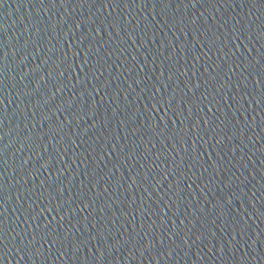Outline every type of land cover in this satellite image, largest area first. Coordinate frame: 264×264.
<instances>
[{
	"label": "water",
	"instance_id": "95a60500",
	"mask_svg": "<svg viewBox=\"0 0 264 264\" xmlns=\"http://www.w3.org/2000/svg\"><path fill=\"white\" fill-rule=\"evenodd\" d=\"M128 2V8L113 11L99 0L91 7L76 0L63 5L61 0H0V51L7 56L6 87L0 93L6 117L0 118V149L7 160L6 165L0 160L7 198L0 208V264H264V102L256 103L257 81L264 88V79L259 64L246 67L261 58L264 37L251 31L234 39L232 32L234 26L264 22V8H250L247 0H195V7L188 0H170V7H154L153 0ZM173 21L175 27H169ZM89 41L93 52L98 48L104 55L92 83L108 81L91 98L73 95L80 89L77 77L82 85L87 71L78 59L85 57ZM82 46L80 56L71 58ZM63 52H69L72 67L62 78L67 86L56 91L53 61L66 64L58 59ZM213 62L224 71L233 69L215 92L217 103L189 105L191 115L181 104L187 134L173 129L153 103L166 93H174V101L191 98L186 80L199 82L193 89L197 97L205 88L214 91L219 85L206 82L203 71L211 73ZM93 99L97 111L88 113ZM49 121L63 125L50 130ZM92 171L95 187L89 183ZM179 172L184 176L177 180ZM170 183L183 191L173 196ZM49 184L50 191L62 185L58 196L72 199L61 201L65 246L47 251L50 245L35 235V225L56 213L45 211L34 222L24 215L29 205L38 210L48 202L39 193ZM80 191L89 208L75 199ZM169 197L175 201L171 209L163 203ZM218 197L224 200L219 208ZM236 221L246 224L244 233L235 230Z\"/></svg>",
	"mask_w": 264,
	"mask_h": 264
},
{
	"label": "snow or ice",
	"instance_id": "6c2138e0",
	"mask_svg": "<svg viewBox=\"0 0 264 264\" xmlns=\"http://www.w3.org/2000/svg\"><path fill=\"white\" fill-rule=\"evenodd\" d=\"M51 3H55V0H50ZM99 2L101 3V7H107V8H111L113 11L117 8H120L121 5H124L125 7H129L130 4L128 2V0H99ZM189 3L192 4L193 7H195V0H188ZM61 3L63 5L64 0H61ZM97 3V0H76V4H79L80 6L84 5V4H88V6H95ZM133 3H135V0H133ZM141 3H143V0H141ZM167 3V5L170 7V0H153V5L154 7L159 5V4H165ZM247 4L251 5L252 7L250 8H264V0H247ZM257 5L259 7H257ZM144 6H147V4H145ZM187 6V5H186ZM243 6V4L241 5ZM177 7H179V4L177 5ZM113 23V27H115L116 23H118L117 20H115V18L112 21ZM165 23H167V21H165ZM81 25V21H77L76 22V27L79 28ZM169 27H175V22L173 21V23L169 24ZM97 33H99V29L96 30ZM181 31H183V29H181ZM251 31H257V34L261 37H264V22L260 23V24H244L242 26H234L232 28V32L234 34V39L236 37L239 36H247V34ZM85 35H87V33H85ZM215 39H218V37H216ZM169 43H171V41H169ZM79 44H83V37H81L80 43ZM93 42L89 41L87 43L88 47H87V51L85 52V57L81 60L78 59L79 62L83 65V66H87V71H84V67L81 69L82 71H84V79H83V84L81 85V80L80 77H77L76 79V84H80V89L78 92H74L73 95H80L83 96L85 93L91 98L93 91H99L101 88H104V86L108 83V81L105 79L103 82H97V83H92L93 79H96L95 73L98 71L97 69V65H99L101 68H103V64L101 63L104 60V55L99 53V49L96 48L95 52H93ZM214 44V39L213 40H209L208 41V45L212 46ZM71 47V45H69V48ZM262 47H264V45H262ZM100 48H103V41L100 42ZM81 50H83V46L79 48L78 51L74 52L71 54V58L72 57H79L80 56V52ZM237 50H239V46L237 45ZM181 51H184L183 48H181ZM229 51H231V49H229ZM92 53V56H95V62L93 63L91 61V58L89 56V53ZM171 55V54H169ZM222 55H225V53H222ZM260 59L258 61H256V63H252L251 61L246 63V67L252 66L254 67L255 64H259L260 65V71H259V76L261 79H264V53H260ZM49 59H51V57H49ZM58 59L60 61H67L66 64L63 63H56V61H53V64L55 65V70H56V80L54 82V87H56V91H60V89L62 87L67 86L65 83V79H62L64 77V72L66 69L71 68L72 67V62L69 63V52H63ZM195 59H199V57H195ZM77 60V61H78ZM6 61H7V56L6 54H4L2 51H0V93L3 92L4 88L6 87V83H5V73H4V69L6 68ZM76 61V62H77ZM39 67V66H38ZM195 67V66H193ZM237 67H239V65H237ZM172 68H175L176 71H179V67H176L175 64L172 65ZM172 68L168 69V73H169V78L172 75ZM164 69L162 68V71ZM232 66L228 67L227 71H224V69L221 67L220 64H216V62H213V67H212V71L211 73H209L208 68H204V73L207 74L206 77V82L207 81H215V83L217 85H219V87H216L214 89V91L210 92L209 89L205 88V90L203 92H199V96L197 97V93L193 92L194 88H198L199 82L197 81L195 84L189 82V81H184V88L187 89L188 92H192V96L191 98H184L181 97L180 100H173V96L174 93H166L164 95H162L160 97V99L156 102L153 103L152 107L153 109H156L157 104L160 105V108L163 109L164 111V116L168 117L171 120L172 123V127L173 129H177L179 128V131L181 132H185V134H187L186 130L187 129V125L184 123V119H182L181 117L183 116V111L181 108V104H183V107L188 108L189 105H200V104H204L205 102L208 104H212L215 105L217 103L215 97V92H218L220 90L221 87L224 86L225 83H227V81H225L224 77L227 73L232 72ZM89 73H93L92 76L89 75ZM52 71H49L48 75L49 77L52 76ZM102 75V73H100ZM195 74V73H194ZM257 75V73H253V75ZM41 80L44 79L43 76L40 77ZM143 79V78H141ZM149 79H151V77H149ZM229 79H231V77H229ZM157 80H159V76H157ZM243 78L240 80V83H243ZM67 84H72V81L69 80L67 82ZM89 84H91V87H89ZM257 85H259V99H256V103L257 105H260L262 102H264V88H261L260 82L257 81ZM74 86V85H73ZM238 90V88H237ZM179 91H183V89H180ZM107 95V92L105 93ZM54 95V93L52 94ZM245 95H248V93H245ZM255 98V97H254ZM68 103H71V101H68ZM0 104H3V99L0 98ZM95 104V100H92V103L90 105H88L87 107V111L88 113L91 111L92 113L97 111V108L94 107L93 105ZM52 111H54L55 109H51ZM209 111H211V109H209ZM169 113H171V116H169ZM188 114L191 115V109L188 108ZM0 118H6L4 116V112L2 110H0ZM45 119H48V117H44ZM163 119L164 117H161V123H163ZM211 119V117H207L206 119H204L203 123L204 125H208L209 124V120ZM217 120H219V117H216ZM177 121H179V124H177ZM0 122H2V120H0ZM97 121L93 120V125H95ZM121 123H123V121H121ZM156 124L155 123H151V122H147L146 126L151 128L154 127ZM49 129L50 130H54L56 128H60L63 125V121L61 122H53V121H49ZM139 125H136L135 128L132 129L133 133H136L137 130L139 129ZM193 127L195 128L196 125H193ZM215 127H219V125H215ZM215 129H213L214 131ZM195 135V133H194ZM29 137L26 136L25 139H28ZM49 139H51V137H49ZM250 139V138H249ZM184 141L181 140V144H183ZM218 143V142H217ZM195 146V140H193V148ZM6 147V146H5ZM135 147V145H134ZM0 160L3 161V165L7 164V160L3 159V150L0 149ZM51 160V157H49L47 160L44 161V163H42V167L44 164H48L49 161ZM85 160H87V157H85ZM85 160H82L81 163L83 164L85 162ZM117 163H119V161H117ZM0 165V166H3ZM113 167H116V164H113ZM173 167H175V164H173ZM169 172L173 171V168H169L168 169ZM89 170L88 172L85 173V178L88 179L89 177ZM3 173H0V176H2ZM184 176L183 172H179V174L177 175V180H179L181 177ZM93 178H95V183H93ZM133 179V183H135V176L133 175L132 177ZM231 179V178H229ZM83 183V181L81 182ZM89 183L92 184L93 187H95L96 185V176H95V171H92V178L89 179ZM41 185L45 184V181L42 180L40 181ZM188 187L190 188L191 185H188ZM53 186L52 184H49L47 187L44 188L43 191H41L39 193V199L41 201L43 200H47L48 202L46 204L43 205V207H38L37 209H32V206L29 205L28 209L25 210V215H24V219L25 221L31 220V221H36L37 217L44 213L45 211L47 212H55L56 215H54L52 217V220H43L40 223L35 225V229H36V233L35 235H39L40 239L44 242V243H49V249L47 251H50L51 248L55 247L57 244H60L61 247H64V242L67 239V236L64 234L67 230L65 229V226L63 223H61V221L64 220V216L61 215V213L65 212V209L62 207V203L61 201H63L64 203H67L68 199H72L71 195H69L68 199H65V197L63 196H58L59 193H62L64 191L63 186L62 185H55L54 189L52 191H50L49 189H52ZM169 189L172 190V195L175 196L178 193L183 191V188H181L179 183H170L169 184ZM47 192V195H45V193ZM5 193V185L3 183H0V208H4V205L7 201V198L4 195ZM76 200H82L83 204H84V208H89L90 204L88 203V199L85 196V193L83 191L77 192L76 196H75ZM171 197H169V199L164 200L163 203L165 206L169 207L171 209L172 205L175 204L174 200H171ZM92 203H95V201H92ZM224 203V200L220 199L219 197L217 198V200L214 202L215 206H217L218 208L220 206H222ZM80 205L76 204L75 208H79ZM75 208H73L72 210L75 211ZM101 212L104 211V208L100 209ZM261 215H264V213H260ZM57 216H59V220H57ZM56 220V224L53 225V221ZM77 223H79V221H76ZM181 224H183V220H181ZM4 220L0 219V233H2L4 231ZM30 227H32V225H29ZM235 230L239 231L241 233H244L246 230V224L245 223H241L240 221H236L235 224ZM35 235L33 236V240H35ZM201 236L197 235L196 239H200ZM0 241H2V236H0ZM31 243V241L29 242ZM77 247L76 243L73 242L72 243V248L75 249ZM67 250V249H65ZM56 251L60 252L61 256L65 255L64 251H60V248H57ZM38 255L43 256L44 252L41 251V248H37L36 250ZM161 255H163V253H161ZM170 255V253H169Z\"/></svg>",
	"mask_w": 264,
	"mask_h": 264
}]
</instances>
